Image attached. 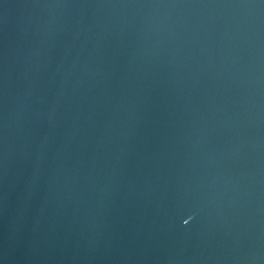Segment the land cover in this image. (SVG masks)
<instances>
[{
    "label": "water",
    "instance_id": "obj_1",
    "mask_svg": "<svg viewBox=\"0 0 264 264\" xmlns=\"http://www.w3.org/2000/svg\"><path fill=\"white\" fill-rule=\"evenodd\" d=\"M0 264H264V0H0Z\"/></svg>",
    "mask_w": 264,
    "mask_h": 264
}]
</instances>
